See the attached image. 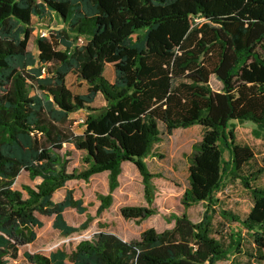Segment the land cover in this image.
I'll return each instance as SVG.
<instances>
[{
	"label": "trees",
	"instance_id": "trees-1",
	"mask_svg": "<svg viewBox=\"0 0 264 264\" xmlns=\"http://www.w3.org/2000/svg\"><path fill=\"white\" fill-rule=\"evenodd\" d=\"M52 13L63 27L35 35V23ZM136 31L142 32L133 38ZM72 34L86 42L73 44ZM32 41L36 52L29 49ZM70 73L84 92L67 85ZM211 75L219 89L211 86ZM77 111L84 112L81 133L70 116ZM231 120L253 122L256 137L264 132V0H0V264L16 259L35 238L32 228L42 225L37 213L53 215V227L64 234L78 230L63 216L66 207L79 204L72 190L52 199L71 179L108 171L99 214L112 204L122 164L132 162L148 206L124 205L120 214L139 223L155 213L153 174L144 159L154 155L160 125L170 135L194 124L203 133L188 154L182 204L205 202L200 220L174 214L171 227L146 228L137 239L98 231L69 253L24 252L25 258L31 264L226 260L230 249L239 251L240 236L231 233L225 246L213 235L211 205L229 176L249 189L252 205L244 217L222 215L240 222L263 259L264 187L252 184L261 169L242 173L255 154L236 141ZM66 143L83 152V169L67 170L69 152L60 153ZM21 169L40 178L35 188L23 186L26 198L13 187Z\"/></svg>",
	"mask_w": 264,
	"mask_h": 264
},
{
	"label": "rangeland",
	"instance_id": "rangeland-1",
	"mask_svg": "<svg viewBox=\"0 0 264 264\" xmlns=\"http://www.w3.org/2000/svg\"><path fill=\"white\" fill-rule=\"evenodd\" d=\"M199 21V20H198ZM63 27L60 18L55 14H50L35 23L33 33L36 35L41 28L48 33L59 31ZM53 32V33H54ZM142 31L132 34L135 38ZM73 44L82 45L86 42L84 36L71 35ZM59 49H65L59 43ZM29 49L35 51L33 41L29 44ZM44 70V69H42ZM210 84L214 89H219L221 83L215 75L210 76ZM67 85L73 92H84L85 85L80 82L74 74L67 76ZM76 121L73 124L74 131L80 133L81 119L84 117L83 111H77L70 115ZM236 141L248 144L254 151V158L247 162L242 173L247 174L252 170L261 169V173L253 185L264 187V132L259 137L253 135L252 130L255 124L251 121L231 120ZM161 140L153 146V154L144 159L148 170L153 174L150 179V192L153 197L151 207L155 208V213L145 218V222L156 231H162L173 225L172 216L186 213L188 217L196 222L201 219L205 210V202H198L190 205L182 204V196L188 185V154L191 152V145L200 140L203 129L200 125L194 124L189 127H179L172 131L170 135L164 133L163 126L160 125ZM68 151L67 170H81L85 167L81 156L83 152L77 150L71 143H66L60 153ZM228 152H224L227 158ZM108 171L103 170L92 174L88 180L71 179L65 182L64 186L58 188L52 196L53 201L61 200L66 190L71 189L75 200H79L78 205L68 206L63 211L64 219L68 224L78 227V230L64 234L53 227V215H43L37 213V217L42 222L41 226H34L32 229L35 238L20 248L16 259H9L8 264H31L24 256V252H41L48 254L50 251L60 249L69 253L76 244L83 239H90L98 231H109L124 240L137 239L143 231V225L134 219L124 218L119 208L124 205H145L148 206L143 193L142 177L139 170L132 162H124L122 171L118 176V186L113 190L112 204L97 214L99 205L98 194L108 193ZM40 178L31 179L24 169H21L13 187L20 190L24 198L27 193L23 188L29 185L35 188ZM214 208L212 218V233L225 246L230 242L231 233H239V251L230 249L228 259L218 260L214 264H264V258H258L255 253L250 233L236 220L222 215L223 210L234 215L244 217L248 212L252 198L249 189L245 188L238 178L225 177L223 185L215 193ZM144 220V219H143ZM84 224L85 226L81 227ZM148 227V228H149ZM146 229V228H145Z\"/></svg>",
	"mask_w": 264,
	"mask_h": 264
},
{
	"label": "built area",
	"instance_id": "built-area-1",
	"mask_svg": "<svg viewBox=\"0 0 264 264\" xmlns=\"http://www.w3.org/2000/svg\"><path fill=\"white\" fill-rule=\"evenodd\" d=\"M38 35H40V36H47L48 35V32L46 31V30H43V29H39L38 30V33H37ZM83 120V118L81 119V121Z\"/></svg>",
	"mask_w": 264,
	"mask_h": 264
},
{
	"label": "crops",
	"instance_id": "crops-1",
	"mask_svg": "<svg viewBox=\"0 0 264 264\" xmlns=\"http://www.w3.org/2000/svg\"><path fill=\"white\" fill-rule=\"evenodd\" d=\"M81 133V132H80ZM252 205V204H251ZM251 207V206H250ZM143 222H145V219L144 220H142L140 223L143 225V229L142 230H144L145 228H148L150 225L149 224H147V223H143Z\"/></svg>",
	"mask_w": 264,
	"mask_h": 264
}]
</instances>
